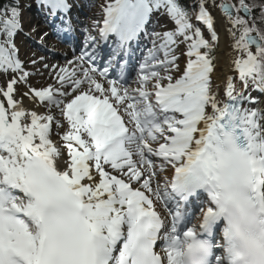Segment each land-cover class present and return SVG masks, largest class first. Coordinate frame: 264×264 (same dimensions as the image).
Returning <instances> with one entry per match:
<instances>
[{
	"label": "snow or ice",
	"instance_id": "1",
	"mask_svg": "<svg viewBox=\"0 0 264 264\" xmlns=\"http://www.w3.org/2000/svg\"><path fill=\"white\" fill-rule=\"evenodd\" d=\"M35 3L33 31L78 55L22 61L21 2L0 4V264H178L189 237L225 264L229 205L264 213V0H111L88 24Z\"/></svg>",
	"mask_w": 264,
	"mask_h": 264
},
{
	"label": "clouds",
	"instance_id": "2",
	"mask_svg": "<svg viewBox=\"0 0 264 264\" xmlns=\"http://www.w3.org/2000/svg\"><path fill=\"white\" fill-rule=\"evenodd\" d=\"M229 206L233 210L234 224L227 237L223 228L229 225L227 221L221 224L225 264H264V213L241 212L234 203ZM176 253L178 264H210L217 254L211 242L202 248L193 247L191 237L181 242Z\"/></svg>",
	"mask_w": 264,
	"mask_h": 264
},
{
	"label": "rangeland",
	"instance_id": "3",
	"mask_svg": "<svg viewBox=\"0 0 264 264\" xmlns=\"http://www.w3.org/2000/svg\"><path fill=\"white\" fill-rule=\"evenodd\" d=\"M75 2L79 3V6L76 8H81L82 11H84V15L82 16V23L88 24L91 22V20L94 17H99L100 15V5L101 4H107L110 3L111 0H74ZM28 2V5H31V7H28L27 10L22 11V18H21V24L23 25V32L18 35L17 39V45L19 47V53H20V59L22 61L30 60L32 58H36L38 61L41 58H46L48 55H52V52H54L53 55H55L54 59L58 61H66L72 58L74 54H78V52L75 51V49L70 48V45H67V52L66 55H63L61 52L57 50V47H54L52 41H45L44 38L39 33H34L33 39L29 40L28 37L24 35V32L26 30H33L37 25H42L43 21L39 24H36L37 19H41L42 12L37 7L35 0H23V3ZM36 14L38 15V18H36ZM44 29V28H43ZM45 30V29H44ZM42 30V31H44ZM79 39V37H76ZM73 38L71 42L74 41ZM43 44L44 46L41 47L40 45ZM151 46V45H150ZM39 48V49H38ZM70 48V49H69ZM44 49H47L50 52H46ZM38 56H34L35 54ZM144 55H147V52H144ZM50 61V59H49ZM49 61L46 63L48 64ZM136 68V67H135ZM28 69L33 72V76L31 77L30 84L33 87L40 88L42 86L50 85L52 82V78H50V71L49 69H45L43 64H37L36 68H33L31 65H28ZM39 73V74H36ZM36 74V76H35ZM1 76H0V84Z\"/></svg>",
	"mask_w": 264,
	"mask_h": 264
},
{
	"label": "bare ground",
	"instance_id": "4",
	"mask_svg": "<svg viewBox=\"0 0 264 264\" xmlns=\"http://www.w3.org/2000/svg\"><path fill=\"white\" fill-rule=\"evenodd\" d=\"M67 52L68 51H66V53L64 54V55H66L67 54ZM69 53V52H68ZM101 62H103V60H98L97 61V64H101ZM49 65H52V66H55V65H60V66H64L65 65V63H62V62H58V61H56V60H54V59H50V61H49V63H48ZM223 66V58H222V60H221V67ZM219 70V71H218ZM49 71L51 72L52 71V69L51 68H49ZM220 74H221V70L218 68L217 70H216V73L213 75V77H212V79H213V83H214V86L216 85V84H218L219 83V76H220ZM1 76V81H2V83H4L5 82V80L7 79V77H5V76H3V75H0ZM133 81V80H132ZM1 83V84H2ZM52 83H53V78H52ZM29 107H31V105H29ZM196 221H194L193 223H195ZM189 226H191V225H189Z\"/></svg>",
	"mask_w": 264,
	"mask_h": 264
},
{
	"label": "trees",
	"instance_id": "5",
	"mask_svg": "<svg viewBox=\"0 0 264 264\" xmlns=\"http://www.w3.org/2000/svg\"><path fill=\"white\" fill-rule=\"evenodd\" d=\"M5 2V0H0V4H2V3H4Z\"/></svg>",
	"mask_w": 264,
	"mask_h": 264
}]
</instances>
